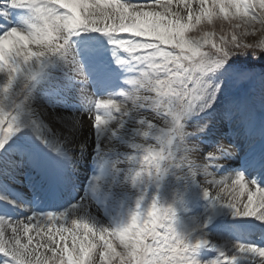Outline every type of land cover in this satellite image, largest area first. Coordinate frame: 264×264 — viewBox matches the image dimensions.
<instances>
[{"label":"snow or ice","instance_id":"6c2138e0","mask_svg":"<svg viewBox=\"0 0 264 264\" xmlns=\"http://www.w3.org/2000/svg\"><path fill=\"white\" fill-rule=\"evenodd\" d=\"M13 9L29 15L21 26L0 32V76L5 78L0 84V174L23 163L12 159L13 154L38 162L39 149L23 139L25 129L45 149L58 153L66 143L61 128L70 137L87 125L95 132L101 161L88 190L99 192L110 174L112 184H128L136 195L126 224L97 220L86 197L58 212L0 215V264H240L245 258L264 264V247L248 243H237L232 254L220 251L216 258L201 261L198 249L215 245L206 232L182 231L176 207L160 196L171 173L198 183L213 208L221 204L233 216L264 222V186L240 171L217 179L234 149L221 146L224 139L207 151L201 143L212 123L207 113L225 80L255 75L228 71L232 57L264 55V37L247 39L255 35L256 25L264 29V0H0V17L8 19ZM217 22L226 29L217 32ZM86 32L108 38L124 87L103 96L89 91L72 39ZM58 62L80 82L77 95L83 107L79 113L57 116L54 108L63 98L49 101L60 125L53 128L42 118L47 112L35 106L36 85L49 65ZM79 147L84 150L87 143ZM0 200L27 208L7 196ZM206 225L207 220L199 227ZM128 232L140 245L136 255L121 242L119 234Z\"/></svg>","mask_w":264,"mask_h":264},{"label":"clouds","instance_id":"9594fccd","mask_svg":"<svg viewBox=\"0 0 264 264\" xmlns=\"http://www.w3.org/2000/svg\"><path fill=\"white\" fill-rule=\"evenodd\" d=\"M205 127H206V125H205ZM220 144H221V146H223L226 150H232V149H234V151H233V155H235L236 154V151H237V149H236V147L233 145V144H229L227 141H221L220 142ZM136 207L138 208L139 207V204H137L136 205ZM129 222V220H128V218L126 217L125 219H122L121 220V223H128ZM182 230V229H181ZM183 231V230H182ZM187 233L185 232V235H186ZM119 236H120V239H121V242L123 243V244H125V246L127 247V248H129V249H131L132 250V254L133 255H136L137 253H138V251L140 250V245H139V243H138V241H137V239H136V236L132 233V232H128V233H121V234H119Z\"/></svg>","mask_w":264,"mask_h":264},{"label":"bare ground","instance_id":"6f19581e","mask_svg":"<svg viewBox=\"0 0 264 264\" xmlns=\"http://www.w3.org/2000/svg\"><path fill=\"white\" fill-rule=\"evenodd\" d=\"M37 101H35V106L37 107ZM54 122H56L57 124H56V127L58 128V127H60V125H59V123L56 121V120H53ZM62 131H67V129H63V128H61V137H62ZM77 132H73L72 134H71V136H74L75 134H76Z\"/></svg>","mask_w":264,"mask_h":264}]
</instances>
